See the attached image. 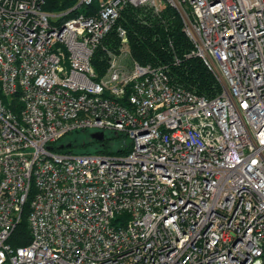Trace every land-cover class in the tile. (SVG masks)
I'll return each mask as SVG.
<instances>
[{"label": "built area", "instance_id": "1", "mask_svg": "<svg viewBox=\"0 0 264 264\" xmlns=\"http://www.w3.org/2000/svg\"><path fill=\"white\" fill-rule=\"evenodd\" d=\"M46 3L0 0V264H264V0ZM128 6L175 10L185 57L221 91L141 63L118 24ZM78 130L123 139L108 153L49 148ZM26 207L30 241L15 246Z\"/></svg>", "mask_w": 264, "mask_h": 264}, {"label": "trees", "instance_id": "2", "mask_svg": "<svg viewBox=\"0 0 264 264\" xmlns=\"http://www.w3.org/2000/svg\"><path fill=\"white\" fill-rule=\"evenodd\" d=\"M78 0H47L44 8L48 11H62L72 7ZM98 1L95 2L96 7ZM79 12L88 13L87 8L72 11V16ZM142 12L133 6L126 7L121 14L118 24L127 28L131 50L134 56L143 64H167L172 82L182 85L207 98L216 96L221 86L204 61L198 57H185L192 45L182 30L179 15L175 10L166 7L161 17ZM145 14V15H144ZM147 20L148 23H144ZM172 41L173 47L170 45ZM116 29H113L105 38L104 45L115 48L119 45ZM176 57L180 62L176 63ZM93 65L99 74L106 70L105 50L99 47L92 59ZM122 135L106 134L103 141L91 136L88 130H78L65 135L52 144L55 152L61 153H108L113 144L121 142ZM65 144L64 147H61ZM68 144H71L68 146ZM129 145L118 148L117 152L127 153ZM28 209L25 208L24 217L14 229L10 242L15 245H25L30 241L29 224L27 221Z\"/></svg>", "mask_w": 264, "mask_h": 264}, {"label": "water", "instance_id": "3", "mask_svg": "<svg viewBox=\"0 0 264 264\" xmlns=\"http://www.w3.org/2000/svg\"><path fill=\"white\" fill-rule=\"evenodd\" d=\"M91 136L95 138L98 141H103L105 139V133L103 131H95L91 133ZM71 144H68L70 146ZM65 144H62L61 147H64ZM49 148H52V146H49Z\"/></svg>", "mask_w": 264, "mask_h": 264}, {"label": "rangeland", "instance_id": "4", "mask_svg": "<svg viewBox=\"0 0 264 264\" xmlns=\"http://www.w3.org/2000/svg\"><path fill=\"white\" fill-rule=\"evenodd\" d=\"M90 132L92 133V132H93V130H90Z\"/></svg>", "mask_w": 264, "mask_h": 264}]
</instances>
